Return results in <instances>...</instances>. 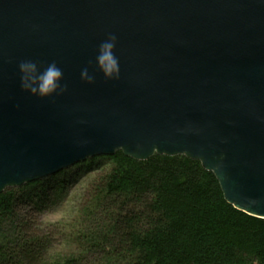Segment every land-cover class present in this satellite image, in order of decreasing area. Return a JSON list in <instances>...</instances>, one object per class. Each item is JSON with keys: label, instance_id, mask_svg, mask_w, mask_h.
Returning a JSON list of instances; mask_svg holds the SVG:
<instances>
[{"label": "water", "instance_id": "obj_1", "mask_svg": "<svg viewBox=\"0 0 264 264\" xmlns=\"http://www.w3.org/2000/svg\"><path fill=\"white\" fill-rule=\"evenodd\" d=\"M108 34L118 80L95 67ZM21 60L66 91H22ZM117 152L197 161L264 220V0H0V194Z\"/></svg>", "mask_w": 264, "mask_h": 264}, {"label": "trees", "instance_id": "obj_2", "mask_svg": "<svg viewBox=\"0 0 264 264\" xmlns=\"http://www.w3.org/2000/svg\"><path fill=\"white\" fill-rule=\"evenodd\" d=\"M101 159L107 168L73 226L32 216L57 196L62 183L45 185L64 171L0 194V264H264V220L228 205L199 162L117 152L84 164Z\"/></svg>", "mask_w": 264, "mask_h": 264}, {"label": "clouds", "instance_id": "obj_3", "mask_svg": "<svg viewBox=\"0 0 264 264\" xmlns=\"http://www.w3.org/2000/svg\"><path fill=\"white\" fill-rule=\"evenodd\" d=\"M115 44L116 36L108 34L96 51L95 67L106 80L120 78L119 60L113 51ZM17 71L21 90L38 99L58 97L67 89L63 82L64 73L55 62L41 69L34 60H21L17 64ZM80 78L86 83H92L95 76L84 68L80 71Z\"/></svg>", "mask_w": 264, "mask_h": 264}, {"label": "rangeland", "instance_id": "obj_4", "mask_svg": "<svg viewBox=\"0 0 264 264\" xmlns=\"http://www.w3.org/2000/svg\"><path fill=\"white\" fill-rule=\"evenodd\" d=\"M85 163V162H84ZM82 163V164H84ZM96 164L87 169V165L78 164L66 171L65 173L51 180L46 187H50L56 183H62L61 188L57 191V196L52 201L46 202L40 206L32 216L39 226L45 227L49 225L59 224L61 227L73 226L78 219L87 201V194L98 175L102 174V170H106L107 163L105 160H97ZM97 166L98 170L92 171ZM82 209V210H81ZM26 208L23 213H26ZM59 242L65 244L60 238ZM57 239V240H58ZM64 246L55 247L54 253L64 250Z\"/></svg>", "mask_w": 264, "mask_h": 264}]
</instances>
